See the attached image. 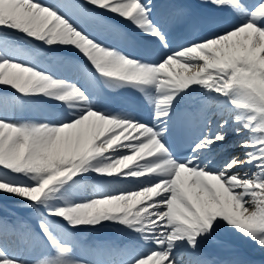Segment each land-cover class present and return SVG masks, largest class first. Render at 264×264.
I'll return each mask as SVG.
<instances>
[{
	"label": "snow or ice",
	"instance_id": "snow-or-ice-1",
	"mask_svg": "<svg viewBox=\"0 0 264 264\" xmlns=\"http://www.w3.org/2000/svg\"><path fill=\"white\" fill-rule=\"evenodd\" d=\"M205 5L174 45L188 5L0 0V201L30 214L0 217V264H256L264 0ZM98 81L146 114L109 110ZM109 224L128 241L77 235Z\"/></svg>",
	"mask_w": 264,
	"mask_h": 264
},
{
	"label": "bare ground",
	"instance_id": "bare-ground-1",
	"mask_svg": "<svg viewBox=\"0 0 264 264\" xmlns=\"http://www.w3.org/2000/svg\"><path fill=\"white\" fill-rule=\"evenodd\" d=\"M50 3H52V2H50ZM232 154H237V155H242V151H235V152H233ZM0 205H2V206H6V208L8 209V210H10V211H12V212H15V211H13V210H11V207H13V206H18V205H20V204H18V203H16V202H13L11 199H4V200H2V201H0ZM21 206V205H20ZM16 213V212H15ZM28 215H30V214H28ZM16 216H21L20 214H17L16 213V215H14V216H9L8 214H7V212H5L4 213V215H0V217H4V218H7V219H9L10 221L13 219V218H15ZM86 234H88V235H92V234H94V233H97V232H99L98 230H96V229H87V230H85L84 231ZM256 253H258V251H255Z\"/></svg>",
	"mask_w": 264,
	"mask_h": 264
}]
</instances>
